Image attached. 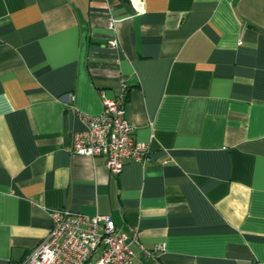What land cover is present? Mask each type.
I'll list each match as a JSON object with an SVG mask.
<instances>
[{
	"label": "crops",
	"instance_id": "obj_1",
	"mask_svg": "<svg viewBox=\"0 0 264 264\" xmlns=\"http://www.w3.org/2000/svg\"><path fill=\"white\" fill-rule=\"evenodd\" d=\"M142 2L0 0V264L62 209L160 248L136 263L264 264V0ZM123 89L149 151L112 175L70 148Z\"/></svg>",
	"mask_w": 264,
	"mask_h": 264
},
{
	"label": "built area",
	"instance_id": "obj_2",
	"mask_svg": "<svg viewBox=\"0 0 264 264\" xmlns=\"http://www.w3.org/2000/svg\"><path fill=\"white\" fill-rule=\"evenodd\" d=\"M137 13L143 12L142 0H128ZM109 29L115 30L113 19ZM118 49V39L109 42ZM73 109L74 96H67ZM126 93L114 99L103 98V111L98 115L78 113L83 130L73 134L70 153L76 156L105 158L112 175H119L129 161L142 163L149 151L146 143L136 141L134 130L126 117ZM48 235L33 249L21 264H142L134 262L131 246L145 258H152L160 248L149 250L138 238L136 228L130 235L120 231L111 215L87 216L62 209L51 212Z\"/></svg>",
	"mask_w": 264,
	"mask_h": 264
}]
</instances>
